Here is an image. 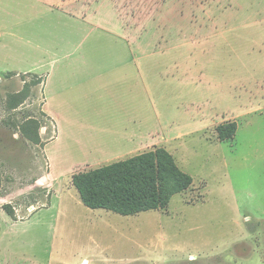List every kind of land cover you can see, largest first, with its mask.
Masks as SVG:
<instances>
[{
	"label": "rangeland",
	"instance_id": "rangeland-1",
	"mask_svg": "<svg viewBox=\"0 0 264 264\" xmlns=\"http://www.w3.org/2000/svg\"><path fill=\"white\" fill-rule=\"evenodd\" d=\"M62 45L143 67L142 154L194 180L166 210L81 202L75 175L131 158L98 165L48 118L43 79L21 72ZM0 228V264H264V0H0Z\"/></svg>",
	"mask_w": 264,
	"mask_h": 264
},
{
	"label": "crops",
	"instance_id": "crops-1",
	"mask_svg": "<svg viewBox=\"0 0 264 264\" xmlns=\"http://www.w3.org/2000/svg\"><path fill=\"white\" fill-rule=\"evenodd\" d=\"M87 51L94 49L62 45L58 53H48L47 56L53 57V64L46 72L43 73L40 66L18 72L43 79L48 118L66 140L81 144V149L88 153V160L108 165L150 150L155 137L150 127L143 130L141 93L137 97V85L141 92L144 82L143 67L134 64L126 50L127 58L122 62L111 60L106 64L95 63L94 56ZM113 52L119 53V50L110 51L112 56ZM101 93L110 96L105 108L97 98ZM112 97L116 101L111 102ZM103 128L108 129L109 134ZM192 258L197 257L192 255ZM87 263V260L82 262Z\"/></svg>",
	"mask_w": 264,
	"mask_h": 264
},
{
	"label": "trees",
	"instance_id": "trees-1",
	"mask_svg": "<svg viewBox=\"0 0 264 264\" xmlns=\"http://www.w3.org/2000/svg\"><path fill=\"white\" fill-rule=\"evenodd\" d=\"M218 139H234L233 122L217 127ZM194 180L184 173L164 148L116 162L73 178L74 188L86 207L133 217L166 210L172 198L189 189ZM1 232V228H0Z\"/></svg>",
	"mask_w": 264,
	"mask_h": 264
}]
</instances>
